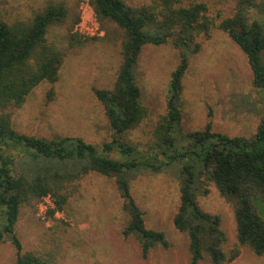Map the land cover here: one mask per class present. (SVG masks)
Wrapping results in <instances>:
<instances>
[{"label": "trees", "instance_id": "trees-1", "mask_svg": "<svg viewBox=\"0 0 264 264\" xmlns=\"http://www.w3.org/2000/svg\"><path fill=\"white\" fill-rule=\"evenodd\" d=\"M229 2L227 10L215 7L212 0H91L106 36L108 26L121 32L115 83L111 89H94L112 132L102 150L79 138L29 136L13 125L12 112L22 108L39 85L60 81L66 52L50 41L52 28L66 30L69 48L101 39L74 33L80 20L79 0L73 4L45 0L31 17L13 22L0 11V245H13L16 264H51L55 258L23 253L16 231L23 209L36 211L39 201L50 195L56 210L49 211L48 219L63 223L55 212H68L81 181L90 174L115 179L126 217L123 235L139 243L143 259L158 247L169 250L166 234L146 227L128 174L161 172L177 165L181 205L174 226L189 239V264L206 259L211 264H232L244 248L264 259V120L250 138L213 132L211 123L190 134L181 128L185 79L192 57L202 51L200 38L226 34L246 55L253 86L264 92V0ZM148 46H171L179 63L170 81L167 114L154 130L155 147L150 156L141 157L126 136L148 116L135 73ZM49 95L53 99L54 90ZM185 137L190 141L186 146ZM211 185L234 207L237 235L231 244L221 217L199 205L198 197L208 195Z\"/></svg>", "mask_w": 264, "mask_h": 264}, {"label": "rangeland", "instance_id": "rangeland-1", "mask_svg": "<svg viewBox=\"0 0 264 264\" xmlns=\"http://www.w3.org/2000/svg\"><path fill=\"white\" fill-rule=\"evenodd\" d=\"M44 1L2 0L0 11L13 22L31 17ZM68 1L73 4L77 0ZM212 1L217 8L229 10L231 6L229 0ZM108 28L103 39L89 40L76 48H69L64 28L51 29L50 41L66 52L61 78L56 84L39 85L23 107L12 112L18 132L48 139L79 138L99 150L111 141L105 109L94 94V89L113 87L121 65V32L116 26ZM199 41L202 51L192 57L185 79L184 134L204 131L211 123L213 132L252 137L264 120V92L253 86L246 55L222 32ZM178 63L171 46H148L140 57L135 73L148 116L126 136L137 149L136 155L148 157L155 147L154 130L167 114L170 81ZM182 142L186 146L190 141L185 137ZM179 167L128 174L131 194L144 212L146 227L164 232L171 243L169 250L158 247L143 259L139 243L123 235L126 217L115 179L90 174L81 181L80 192L72 198L68 212L55 217L63 223L49 220V213L43 215L41 201L36 211L23 209L16 228L23 253L35 252L45 259L53 254L51 264H189V239L174 226L181 205ZM209 190L208 195L198 197L199 205L221 217L231 244L237 235L234 207L216 186L211 185ZM0 264H16V249L10 242L0 245ZM200 264L211 262L206 259ZM232 264H264V259L244 248Z\"/></svg>", "mask_w": 264, "mask_h": 264}, {"label": "built area", "instance_id": "built-area-1", "mask_svg": "<svg viewBox=\"0 0 264 264\" xmlns=\"http://www.w3.org/2000/svg\"><path fill=\"white\" fill-rule=\"evenodd\" d=\"M80 20L76 24L74 33L86 39L104 38L105 31L99 22L98 16L91 6V0H81L79 5ZM40 210L43 215L51 210H56L53 198L48 195L40 202ZM64 213L55 212L56 218L63 217Z\"/></svg>", "mask_w": 264, "mask_h": 264}]
</instances>
